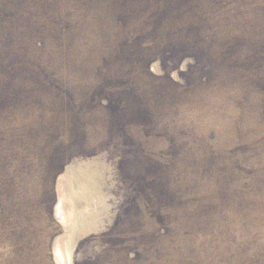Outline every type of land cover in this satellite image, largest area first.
I'll use <instances>...</instances> for the list:
<instances>
[{
    "label": "rangeland",
    "instance_id": "obj_1",
    "mask_svg": "<svg viewBox=\"0 0 264 264\" xmlns=\"http://www.w3.org/2000/svg\"><path fill=\"white\" fill-rule=\"evenodd\" d=\"M0 264H264V0H0Z\"/></svg>",
    "mask_w": 264,
    "mask_h": 264
}]
</instances>
